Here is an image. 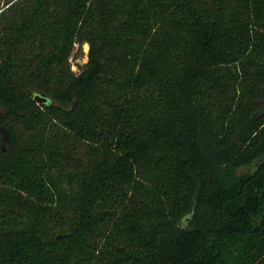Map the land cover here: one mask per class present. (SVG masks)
<instances>
[{"label": "trees", "instance_id": "16d2710c", "mask_svg": "<svg viewBox=\"0 0 264 264\" xmlns=\"http://www.w3.org/2000/svg\"><path fill=\"white\" fill-rule=\"evenodd\" d=\"M0 264H264V0H0Z\"/></svg>", "mask_w": 264, "mask_h": 264}, {"label": "rangeland", "instance_id": "374dc122", "mask_svg": "<svg viewBox=\"0 0 264 264\" xmlns=\"http://www.w3.org/2000/svg\"><path fill=\"white\" fill-rule=\"evenodd\" d=\"M89 44L83 43L82 45H77L74 54L71 58L73 69L77 70L78 65H82L88 61ZM255 165L251 164L241 169V173H251L254 171Z\"/></svg>", "mask_w": 264, "mask_h": 264}, {"label": "water", "instance_id": "95a60500", "mask_svg": "<svg viewBox=\"0 0 264 264\" xmlns=\"http://www.w3.org/2000/svg\"><path fill=\"white\" fill-rule=\"evenodd\" d=\"M34 98L39 104L48 103V100H49V98L46 95L39 93V92H36L34 94Z\"/></svg>", "mask_w": 264, "mask_h": 264}]
</instances>
